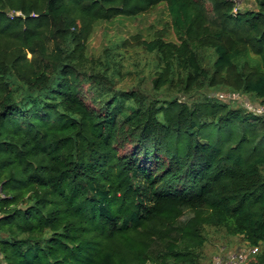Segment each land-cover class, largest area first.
Returning <instances> with one entry per match:
<instances>
[{"label":"trees","instance_id":"obj_1","mask_svg":"<svg viewBox=\"0 0 264 264\" xmlns=\"http://www.w3.org/2000/svg\"><path fill=\"white\" fill-rule=\"evenodd\" d=\"M255 2L0 0V264H206V227L264 264V114L205 91L264 101ZM160 5L88 54L97 21ZM129 48L143 86L119 85Z\"/></svg>","mask_w":264,"mask_h":264},{"label":"rangeland","instance_id":"obj_2","mask_svg":"<svg viewBox=\"0 0 264 264\" xmlns=\"http://www.w3.org/2000/svg\"><path fill=\"white\" fill-rule=\"evenodd\" d=\"M235 1L239 8H255V0ZM167 20L168 15L166 8L163 5H160L137 17L122 16L110 21H97L87 41V52L89 55L97 56L106 45L115 43L121 38L128 39L135 33H140L144 37H150L152 32L157 28H161L162 24ZM167 38L174 39L173 34L170 31L167 33ZM133 52L134 50L129 48V54L131 55L129 67L132 72L127 75L125 80L119 82L120 86H136L137 83L143 86L145 84L146 80L139 82L137 74L133 70V65L131 64L135 60ZM136 67H138V65ZM205 91L218 97L222 94V98L226 97L233 99L235 103L247 110L249 107L257 105L256 100L243 94H229L226 92L209 90ZM205 231L207 239L202 251L205 257L203 260L205 263L217 254L221 255L233 250H239L245 244L241 236L228 235L223 229L206 227Z\"/></svg>","mask_w":264,"mask_h":264},{"label":"built area","instance_id":"obj_3","mask_svg":"<svg viewBox=\"0 0 264 264\" xmlns=\"http://www.w3.org/2000/svg\"><path fill=\"white\" fill-rule=\"evenodd\" d=\"M222 96V94L219 95L221 99L233 101V99L226 97L222 98ZM248 110L256 114H264V101L260 104L257 103V105L249 107ZM254 250H256V248H241L239 250H233L226 254L212 257L206 264H242Z\"/></svg>","mask_w":264,"mask_h":264}]
</instances>
